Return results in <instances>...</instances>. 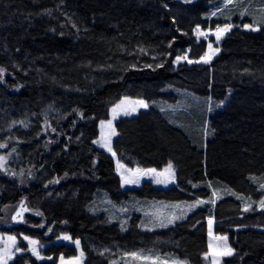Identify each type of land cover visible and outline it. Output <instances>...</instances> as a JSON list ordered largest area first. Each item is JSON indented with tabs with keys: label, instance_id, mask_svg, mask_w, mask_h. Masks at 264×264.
<instances>
[{
	"label": "trees",
	"instance_id": "obj_1",
	"mask_svg": "<svg viewBox=\"0 0 264 264\" xmlns=\"http://www.w3.org/2000/svg\"><path fill=\"white\" fill-rule=\"evenodd\" d=\"M215 2L223 7L0 0V145L9 154L0 168V264H110L142 246L200 264L213 233L233 241L228 264H264V24L234 28L209 64H175L206 51L197 26L250 23L238 13L213 17ZM123 97L149 108L116 123L115 154L131 168L171 164L175 186L123 188L113 156L94 143ZM105 197L215 204L148 233L139 215L128 227L111 219ZM22 202L36 214L6 223Z\"/></svg>",
	"mask_w": 264,
	"mask_h": 264
},
{
	"label": "rangeland",
	"instance_id": "obj_2",
	"mask_svg": "<svg viewBox=\"0 0 264 264\" xmlns=\"http://www.w3.org/2000/svg\"><path fill=\"white\" fill-rule=\"evenodd\" d=\"M226 2L227 0H223V7L220 9H216V4L218 2L211 4V6L216 9L213 11V13H215V15L212 14L213 17H217L223 12V17L230 20L232 19L233 13H238L241 16L240 19L248 16V18L250 19V23H244L240 26H236L231 23H224L216 28H203L201 26H197L194 31L195 37L198 42L202 40H205L207 42L206 51L199 58L196 59L190 58L189 53L183 56H179L181 59L178 60V57L176 58V65L182 63H188L190 65L211 63L221 51L223 39L234 28L240 27L244 30L253 31L260 30V23L264 24V4L257 5L253 0H232V2L229 3L227 7H225ZM246 25H248L249 27H245ZM198 27L201 33H206L207 35L205 36L198 34ZM226 27L230 28V30L223 32L220 35V39L217 40L215 35L216 29H223ZM209 44L212 45L211 49H209L208 47ZM216 49H218V51H216ZM209 56L211 57L209 62L205 63L204 60L208 59ZM184 57H186V59H184ZM189 61L192 62L189 63ZM122 101L124 102L123 104H121ZM139 101H143L145 104H147V107H141L138 103H136ZM117 105H121V107L116 109V113H113V109L116 108ZM148 108L149 104L145 100L123 97L121 100H119L117 103L110 107L108 117L99 121V134L98 137L95 139L94 143L97 145V147L104 149L106 152L113 156L116 162V172L121 179L123 188H140L145 184V182H151L154 187H161L166 189L176 185V175L173 167L169 169L168 165L167 167L161 170L155 168H131L122 163L114 152L113 142L118 136L116 123L121 118L138 115L141 111L146 110ZM133 109L135 110L133 111ZM125 110L129 112L128 115L124 114ZM108 121H111V128L108 127ZM101 122H104L103 129L101 127ZM113 130L115 132L114 135H112ZM97 141H99V143H97ZM104 143H109L112 151H109L108 148L103 147L102 145ZM1 145H3V147H0V168H4L7 170L9 168V154L4 152L6 146L4 144ZM152 169H154L155 172L150 171ZM166 169H168V171H165ZM157 180H160L161 182L157 183ZM218 197L219 194L215 196V199H218ZM261 199L264 201V194ZM198 200L205 201V203L196 204ZM211 201H214V203H212ZM194 204L196 205L195 207H189V205ZM214 204L215 200L197 198L196 200H192L190 202H145L144 200L139 201L133 199L132 201L130 200L128 203H124V205H117L110 201V199L105 197L103 205L107 207L106 209L102 210H105L107 213H109L111 219L118 221L124 227H128V224L134 215H139L142 218V229L149 233L158 232L164 229L175 227L177 224L185 221L188 216L196 210L205 208L207 206L212 207ZM33 213L36 214V212H34V210L31 209L25 202H22L17 208H11L8 211L6 215L7 220L5 222L11 225H17L25 222L27 216ZM131 250L132 251H130V253H124L122 255L115 254V258L111 260L110 264H191V262L186 259L162 252V250L156 247L142 246L137 249ZM229 251L231 252L230 255L225 254ZM234 254L235 248L233 246V241L231 240L230 236L228 234L216 235L213 233L212 237L210 238V249L207 253L202 255L203 262H201L200 264H228L227 260L231 258Z\"/></svg>",
	"mask_w": 264,
	"mask_h": 264
},
{
	"label": "snow or ice",
	"instance_id": "obj_3",
	"mask_svg": "<svg viewBox=\"0 0 264 264\" xmlns=\"http://www.w3.org/2000/svg\"><path fill=\"white\" fill-rule=\"evenodd\" d=\"M231 2H232V0H227V2H226V4H225V7H227L228 4L231 3ZM213 15H215V13H213ZM245 27H249V26L246 25ZM228 30H230V28H228V27L223 28V29H221V28H217V29H216V32H215L216 39L219 40V39H220V35H221L223 32H226V31H228ZM254 30H255V29H254ZM197 33L200 34V35H205V36L207 35L206 33H201L199 27L197 28ZM208 47H209V49H211V48H212V45L209 44ZM216 51H218V49H216ZM206 55H207V54H206ZM210 58H211V57L209 56L208 59H205V60H204V62H205V63L209 62ZM177 59L179 60V59H181V58L178 57ZM184 59H186V57H184ZM191 62H192V61H189V63H191ZM0 71H3V70H0ZM123 103H124V102L122 101L121 104H123ZM136 103H138L141 107H145V108L147 107V104H145L143 101H139V102H136ZM120 107H121V105H117L116 108L113 109V113H116V109H118V108H120ZM134 110H135V109H133V111H134ZM124 114H125V115H128L129 112L125 110V111H124ZM114 118H115V116H114ZM101 127H102V129H103V127H104V122H101ZM108 127L111 128V121H108ZM102 134H103V133H102ZM114 134H115V132H114V130H113L112 135H114ZM97 143H99V141H97ZM102 146L108 148L109 151H112V149H111L109 143H104ZM0 147H3V145H0ZM113 154H114V153H113ZM171 167H172L171 164H169V169H171ZM150 171L155 172L154 169H152V170H150ZM165 171H168V169H166ZM158 175H159V174H158ZM173 178H174V177H173ZM126 182H129V181H126ZM160 182H161L160 180H157V183H160ZM261 187H264V185H262ZM213 195L215 196L216 193L213 192ZM211 202L214 203V201H211ZM201 203H205V201H199V200H198V201L196 202V204H201ZM261 204L264 205V201H261ZM195 206H196L195 204H194V205H189L190 208H193V207H195ZM246 210H247V209H246ZM65 239H68V237H65ZM33 243H35V242H33ZM76 243L79 244V241H76ZM34 251H35V250H34ZM225 254L230 255L231 252L229 251L228 253H225ZM133 255H135V254H133Z\"/></svg>",
	"mask_w": 264,
	"mask_h": 264
}]
</instances>
